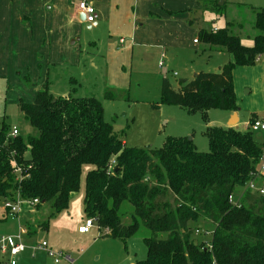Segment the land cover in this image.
<instances>
[{
  "label": "trees",
  "instance_id": "1",
  "mask_svg": "<svg viewBox=\"0 0 264 264\" xmlns=\"http://www.w3.org/2000/svg\"><path fill=\"white\" fill-rule=\"evenodd\" d=\"M210 7L222 10L215 1ZM254 15L257 34L250 46L228 32L231 24L197 32V41L231 55L233 62L218 72L200 71L175 87L161 81V104L201 116L207 152L186 137H167L157 149L126 147L123 132L104 120L100 101L54 99L44 84L31 103H16L36 135L10 138V128L0 125V201L18 196L60 212L78 191L82 168L90 165L84 180L87 219H95L107 238L124 241L140 226L149 233L143 239L146 257L135 264H264V196L241 190L239 206L228 201L254 174L264 145L248 129L210 126L207 118L210 109H237L232 71L253 66L264 55V8ZM103 96L115 98L106 90ZM123 204L131 208L129 224L121 222ZM199 220L212 225L206 244L192 238L190 224Z\"/></svg>",
  "mask_w": 264,
  "mask_h": 264
},
{
  "label": "rangeland",
  "instance_id": "2",
  "mask_svg": "<svg viewBox=\"0 0 264 264\" xmlns=\"http://www.w3.org/2000/svg\"><path fill=\"white\" fill-rule=\"evenodd\" d=\"M237 1L235 6L227 7L228 15L243 26V30L239 32V37H242L240 41L243 45L250 46L252 43L247 35L251 36L250 33L254 31L248 25L250 12L264 7V0ZM200 14L202 16L197 17L201 18L206 27L224 28L223 19L215 18L209 12ZM2 27L0 22V30ZM90 32L86 29L80 41L68 42L71 55L66 57L64 63H60L64 57L60 55L59 58L51 57L50 63H45L44 66H41V62L33 65V57H36V54L34 56V53L24 50H12L7 38L0 37V125L3 123L9 128L16 127L22 138L36 135V131L28 126L16 103L19 100L32 102L36 89L46 84L53 98L71 95L93 97L100 101L104 120L112 125L116 133L121 135L123 132L121 138L126 147L157 149L167 137H186L192 140L199 152H207L208 144L203 136L205 129L201 116L189 115L180 107L161 104L160 85L164 78L175 87L178 81H190L200 71L214 73L220 65L217 57L208 53L195 55L194 49L190 48L192 39L186 37L182 42L184 49L165 51L164 60L158 57L155 51H147L145 66L141 72L137 73L134 62L130 88L123 92L109 90L106 89V74L99 68V55L103 54L90 44L93 41ZM228 32L231 33L230 30ZM95 37L101 39L103 34L100 32ZM191 38L195 39L197 36ZM39 59L40 57H37V60ZM162 61L164 67L161 68L159 63ZM105 90L111 91L115 98L104 99ZM226 112L210 109L207 113L209 125L223 128ZM226 125L230 128L228 123ZM262 134L261 131L252 133L253 140L259 145L264 143ZM92 169L90 165L82 168L79 189L71 196L66 209L56 213L49 203L37 207L19 198L18 214L0 221V238H15L21 229L28 232L22 236L24 249L14 258L15 264H54L53 258L47 253L48 250L69 255L71 262L60 260L59 264H135L145 259L146 247L143 239L149 233L141 226L134 236L124 241L104 237V232L98 230L95 219H92L93 226L88 233L77 232L88 220L83 206L84 180L86 173ZM167 200L172 201L170 194ZM130 212V206L123 204L120 209L122 223H130ZM4 214L3 202L0 201V219ZM190 225L194 229L192 238L195 242L206 244L212 233V225L202 220ZM41 243L47 244V251L32 249L34 245ZM10 259L7 254L0 253V264H9Z\"/></svg>",
  "mask_w": 264,
  "mask_h": 264
},
{
  "label": "crops",
  "instance_id": "3",
  "mask_svg": "<svg viewBox=\"0 0 264 264\" xmlns=\"http://www.w3.org/2000/svg\"><path fill=\"white\" fill-rule=\"evenodd\" d=\"M81 1L87 2L95 10L91 25L85 23L84 15L77 9ZM213 1L222 7L220 12L211 10L210 3ZM236 4L237 0H0V22L3 26L0 37L7 38L12 50L36 54L33 65L41 62V66H44L50 63L51 57L59 58L60 55L64 56L60 63H64L66 57L71 55L68 42L80 41L83 31L87 29L93 36L90 44L103 54L99 55V68L106 74V89L123 92L131 86L134 62L139 73L145 66L147 51H155L164 60L165 51L182 49L186 37L192 39L190 48L194 49L195 55L208 53L217 57L220 65L216 72L224 64L233 62L231 55L221 50L212 51L214 49L199 41L194 43L197 38L191 37L197 36L200 29L216 30L206 27L197 17L202 16V12L223 19L224 27L231 24L227 29L239 37L243 26L229 17L227 9ZM254 12L249 13L248 25L252 29ZM189 20L193 21L192 25L187 23ZM100 32L103 38L98 39L95 36ZM256 34L254 30L251 36L247 35L251 43ZM37 57L40 59L37 60ZM160 63L162 66L159 67H164L163 61ZM93 66L96 68L94 63ZM232 82L237 109L226 112L223 128H227L226 124L231 122L232 116L236 117L235 128L242 131L248 129L252 120L264 123V55L253 66L235 67ZM40 89H36V93ZM62 97L65 95L57 98ZM261 133L264 140V131ZM6 218L4 214L0 221Z\"/></svg>",
  "mask_w": 264,
  "mask_h": 264
},
{
  "label": "built area",
  "instance_id": "4",
  "mask_svg": "<svg viewBox=\"0 0 264 264\" xmlns=\"http://www.w3.org/2000/svg\"><path fill=\"white\" fill-rule=\"evenodd\" d=\"M77 9L84 15L85 23L91 25L92 22L94 21V15H95V10L93 6H91L85 1H81L77 5ZM193 42L196 43L197 40H194ZM159 65L162 66V63H160ZM247 128L252 133L264 131V123L259 120H254L253 122L251 121L248 124ZM17 136H19L17 128L11 127L9 132V137L16 138ZM113 164L114 162H112L111 166ZM243 190L249 191L250 193L255 194L257 196H264V149L262 156L259 158V163L257 165L254 174L251 176L250 180L246 183ZM243 192L244 191H239L236 195L229 196L228 198L229 203L233 204L234 206H239L240 198ZM18 199L19 197L16 196L14 200L3 201V208L6 215L16 216L18 214V212L20 211V203L18 202ZM26 202H29L31 205L38 204V200H32ZM92 226H93L92 219H88L86 220L83 226L78 228L77 232L79 234L88 233ZM25 234H27V232L21 229L20 234L15 238H10V237L0 238V253L7 254L11 258L9 264H15L14 258L23 251L24 246L22 244V236ZM32 249L47 251V244L41 243L40 245H34ZM47 253L50 257L53 258L54 264H59L60 260L71 262V259L68 254L64 255L62 253H53L52 251L49 250L47 251Z\"/></svg>",
  "mask_w": 264,
  "mask_h": 264
},
{
  "label": "water",
  "instance_id": "5",
  "mask_svg": "<svg viewBox=\"0 0 264 264\" xmlns=\"http://www.w3.org/2000/svg\"><path fill=\"white\" fill-rule=\"evenodd\" d=\"M235 120H236V117L235 116H232L231 122L228 123V126L230 128L235 127V125H236V121ZM189 140H190V138H189Z\"/></svg>",
  "mask_w": 264,
  "mask_h": 264
}]
</instances>
